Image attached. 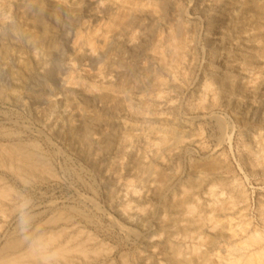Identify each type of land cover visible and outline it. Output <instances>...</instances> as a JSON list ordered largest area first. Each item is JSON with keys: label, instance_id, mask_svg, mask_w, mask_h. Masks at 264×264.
Segmentation results:
<instances>
[{"label": "rangeland", "instance_id": "374dc122", "mask_svg": "<svg viewBox=\"0 0 264 264\" xmlns=\"http://www.w3.org/2000/svg\"><path fill=\"white\" fill-rule=\"evenodd\" d=\"M0 93L63 264H264V0H0Z\"/></svg>", "mask_w": 264, "mask_h": 264}, {"label": "bare ground", "instance_id": "6f19581e", "mask_svg": "<svg viewBox=\"0 0 264 264\" xmlns=\"http://www.w3.org/2000/svg\"><path fill=\"white\" fill-rule=\"evenodd\" d=\"M133 5V4H132ZM248 7V6H247ZM9 8V7H8ZM132 9V8H131ZM134 11V10H133ZM35 15V14H34ZM62 17V16H61ZM39 18V17H38ZM128 19V18H127ZM124 24V23H123ZM142 25V24H141ZM124 28V27H123ZM15 29V28H14ZM150 34V33H149ZM174 36V35H173ZM172 36V37H173ZM36 38V37H35ZM39 38V37H38ZM169 38V37H168ZM170 39V38H169ZM36 40V39H35ZM34 40V41H35ZM176 41V39H175ZM178 41V40H177ZM176 41V42H177ZM42 42V41H41ZM169 42V41H168ZM90 43V42H89ZM174 45V44H173ZM159 46H160V43H159ZM176 46V45H175ZM177 47V46H176ZM95 48V47H94ZM176 50V49H175ZM171 51V50H170ZM154 52V51H153ZM92 53V52H91ZM53 54V53H52ZM158 54V53H157ZM174 55V54H173ZM163 57V56H162ZM161 57V58H162ZM168 58V57H167ZM174 58V57H173ZM171 59V58H170ZM46 61V60H45ZM111 61V60H110ZM159 61V60H158ZM99 62V61H98ZM175 63V62H174ZM48 64V63H47ZM112 68V67H111ZM58 70V69H57ZM40 71V70H39ZM131 72V71H130ZM170 72V71H169ZM22 86V85H21ZM208 86V85H206ZM10 89V88H9ZM46 89V88H45ZM207 90V89H206ZM6 91V90H5ZM14 91V90H13ZM13 93V92H12ZM0 96H1V93H0ZM218 122V121H217ZM219 127H223V126H219ZM225 128V127H224ZM1 129V128H0ZM220 129V128H219ZM1 134V133H0ZM9 135H11L9 133ZM225 135V134H224ZM8 136V135H7ZM75 136V135H74ZM81 136V135H80ZM227 136V135H226ZM3 137V136H2ZM2 139V138H1ZM82 139V138H81ZM83 140V139H82ZM86 140V139H85ZM180 141V140H179ZM178 141V142H179ZM86 142V141H84ZM181 142V141H180ZM35 143V142H34ZM88 145V144H87ZM46 159V158H45ZM42 156H40L34 146L31 145V144H27V143H21V142H17V143H12L11 145H8L4 148H0V168H5L7 169V171H9L10 173H12V175L16 177H18L20 180H22V182L24 181L27 182V179L29 178H34V176H37L38 172H40L39 175H43L44 173L46 172H49V169L48 168V165L46 164V160H45ZM210 172V171H209ZM206 174V173H205ZM48 175V174H47ZM151 176V175H150ZM42 177V176H41ZM45 179V178H43ZM33 180V179H32ZM158 181V180H156ZM34 182V181H33ZM36 182V181H35ZM17 183V182H16ZM23 183V184H24ZM28 183V182H27ZM156 183V182H154ZM27 185V184H26ZM202 185V184H201ZM2 186V185H1ZM190 186V185H189ZM13 187V186H12ZM195 188V187H194ZM189 190V189H188ZM134 191V190H133ZM163 191V190H162ZM10 191L8 189H5V188H0V201L4 200L5 198H9L11 195V193H9ZM13 192V190H12ZM14 194V193H13ZM12 194V195H13ZM18 194V193H17ZM163 194V193H162ZM125 196V195H124ZM14 197V196H12ZM16 197V196H15ZM14 199V198H13ZM8 200V199H7ZM16 201V200H15ZM6 202V200H5ZM9 200L6 202V205L10 204L12 207L13 205L11 203H8ZM14 202V201H13ZM187 202V201H186ZM2 204V202H1ZM0 204V216L5 217L6 216V219L8 217H11V214H14L15 213V209L12 207H10L12 210V212L10 214H8V211H7V214L6 213H3L5 212L4 211V206L3 204L1 205ZM17 204V203H16ZM128 204V203H127ZM191 204V203H190ZM3 206V208H2ZM9 206V205H8ZM7 207V206H6ZM184 207V206H183ZM8 208V207H7ZM72 208V207H71ZM62 209V208H61ZM143 210V209H142ZM146 210V209H145ZM57 211V210H56ZM72 211V210H71ZM78 211V210H77ZM262 211V210H261ZM68 212V211H67ZM82 213V212H81ZM81 215V214H80ZM58 216V215H57ZM75 216V215H74ZM13 217V216H12ZM11 217V218H12ZM60 217V216H59ZM264 217V216H263ZM1 218V219H2ZM55 219V218H54ZM53 219V220H54ZM62 218H58V220H60ZM3 220V219H2ZM10 220V219H9ZM53 220H50L51 223H53L52 221ZM57 220V219H56ZM70 220V219H68ZM214 220V219H213ZM46 221V220H45ZM50 221H47L50 222ZM61 221V220H60ZM74 221V220H73ZM44 222V221H43ZM42 222V223H43ZM59 221H55V223H58ZM168 222V221H167ZM232 222V221H231ZM2 223V221H1ZM39 223V222H38ZM54 224V223H53ZM264 224V223H263ZM17 225V224H16ZM50 224H48L47 226H49ZM40 226V225H39ZM62 226V225H61ZM78 226V225H77ZM16 227V226H15ZM51 228V226H49ZM53 227V226H52ZM37 229V227H36ZM2 230V229H1ZM51 231V229H50ZM57 231V230H56ZM61 232V231H60ZM66 232V231H65ZM18 233V232H17ZM16 233V234H17ZM20 233V232H19ZM49 233V232H48ZM53 233V232H52ZM59 233V232H58ZM57 233V234H58ZM64 233V232H63ZM5 234V233H4ZM47 234V233H46ZM62 232L59 235H61ZM48 235L47 234V237L45 236L44 232H32V238L33 240H35L37 237H42L43 240L49 244V247L52 246L53 244L56 243V240L53 238L54 236L50 235L51 237L48 238ZM79 235V234H78ZM77 235V236H78ZM257 235V234H256ZM63 236V234H62ZM46 237V238H45ZM61 237V236H60ZM256 239L257 236H255ZM4 238V237H3ZM57 238V237H56ZM86 238V237H85ZM252 238V237H251ZM249 238V239H251ZM6 239V238H4ZM4 244H2L1 246V249H0V264H35V262H38L39 261V255L40 253H38L37 249L34 247V246H31L29 244V242L22 238V236L18 235V236H14V237H10V238H7L6 240H4ZM59 239V238H58ZM73 239V238H72ZM88 239V237H87ZM248 239V240H249ZM253 240L255 238H252ZM251 239V240H252ZM262 239V238H261ZM60 241V240H59ZM76 240L74 239V242ZM91 241V240H90ZM255 241V240H254ZM253 241V242H254ZM258 241V240H257ZM73 242V243H74ZM71 243V242H70ZM85 243V242H84ZM246 243V242H245ZM65 245H67V243H63ZM69 244V243H68ZM80 244V243H79ZM63 245L62 246V243H57V245L54 246L53 249H48L49 251H54L56 253V256L57 258H59L58 260H63V258H66L67 259V256H69V254L71 253V251L73 250V248H69L66 246ZM92 245V244H91ZM254 245V244H253ZM77 246V244H76ZM81 246V245H80ZM239 246V245H238ZM243 246V245H242ZM246 246V245H245ZM90 247V246H89ZM241 247V246H240ZM247 247V246H246ZM78 248V247H77ZM72 249V250H71ZM74 249H75V245H74ZM102 249V248H101ZM231 249V248H230ZM71 250V251H70ZM77 250V249H76ZM76 250L74 252H76ZM234 250V249H233ZM242 250V249H241ZM240 250V251H241ZM82 251L83 252V249H79V252ZM87 251V250H86ZM99 251V250H98ZM175 251V250H174ZM70 252V253H69ZM73 252V254H74ZM93 252V251H92ZM236 252V251H235ZM78 253V252H77ZM84 253V252H83ZM99 253V252H98ZM108 253V251H107ZM255 253V252H254ZM68 254V255H67ZM72 254V253H71ZM80 254V253H78ZM100 254V253H99ZM259 254V253H258ZM262 254V253H261ZM82 255V253H81ZM94 255V254H92ZM256 255V253H255ZM260 255V254H259ZM263 255V254H262ZM73 256V255H72ZM79 256V255H78ZM85 256V255H84ZM95 256V255H94ZM83 257V256H82ZM96 257V256H95ZM258 257V256H256ZM62 258V259H60ZM89 258V257H88ZM87 258V259H88ZM124 258V257H123ZM130 258V257H129ZM69 259V257H68ZM67 259V260H68ZM72 259V258H71ZM94 259V258H93ZM77 260V259H76ZM80 260V259H79ZM101 260V259H100ZM73 261V260H72ZM124 261V260H123ZM62 263V261H60ZM65 262H67L65 260ZM64 262V263H65ZM231 262V261H229ZM72 263V262H71ZM235 263H236V260H235ZM37 264V263H36ZM39 264V263H38ZM58 264V262H57ZM63 264V263H62ZM70 264V263H68ZM125 264V263H124ZM170 264V263H169ZM234 264V263H232Z\"/></svg>", "mask_w": 264, "mask_h": 264}, {"label": "clouds", "instance_id": "9594fccd", "mask_svg": "<svg viewBox=\"0 0 264 264\" xmlns=\"http://www.w3.org/2000/svg\"><path fill=\"white\" fill-rule=\"evenodd\" d=\"M16 222L22 238L34 246L39 255V264H57V256L54 251L47 250L49 244L42 237L32 238V200L30 197L21 196L15 208Z\"/></svg>", "mask_w": 264, "mask_h": 264}]
</instances>
